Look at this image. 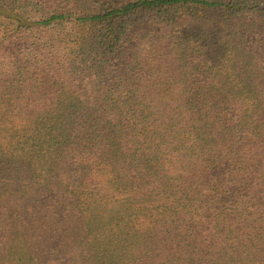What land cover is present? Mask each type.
Listing matches in <instances>:
<instances>
[{
  "label": "trees",
  "instance_id": "1",
  "mask_svg": "<svg viewBox=\"0 0 264 264\" xmlns=\"http://www.w3.org/2000/svg\"><path fill=\"white\" fill-rule=\"evenodd\" d=\"M0 264H264V0H0Z\"/></svg>",
  "mask_w": 264,
  "mask_h": 264
},
{
  "label": "rangeland",
  "instance_id": "2",
  "mask_svg": "<svg viewBox=\"0 0 264 264\" xmlns=\"http://www.w3.org/2000/svg\"><path fill=\"white\" fill-rule=\"evenodd\" d=\"M163 31H165V29H163ZM166 41H163V42H161V47H162V50L164 51V52H168L169 50L167 49V47H166V43H165ZM150 43H151V41H149V40H147L144 44H143V53H146L147 51H148V49H149V46H150Z\"/></svg>",
  "mask_w": 264,
  "mask_h": 264
}]
</instances>
